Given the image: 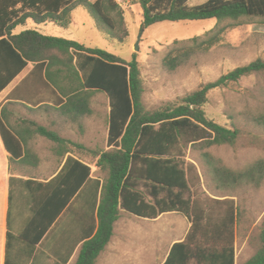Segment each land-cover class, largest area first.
I'll list each match as a JSON object with an SVG mask.
<instances>
[{
  "label": "trees",
  "instance_id": "1",
  "mask_svg": "<svg viewBox=\"0 0 264 264\" xmlns=\"http://www.w3.org/2000/svg\"><path fill=\"white\" fill-rule=\"evenodd\" d=\"M138 1L143 29L165 21L217 20L216 27L204 37L174 41L163 57V67L169 72L216 46L227 29L264 18V0H207L198 5H190L189 0ZM80 5L89 8L111 39L120 43L127 39L125 12L116 0H0V93L34 63L18 89L41 81L45 88L59 90L63 96L88 89L103 92L109 101V150L97 162L105 175L98 225L88 234L76 264H96L113 236L121 210L151 219L178 212L192 222L186 240L174 244L164 264H235L239 206L233 204L215 215L217 207L224 205L206 210L199 205L192 190L196 176L193 166L186 162L185 147L190 145L202 155L205 174L212 177L217 194L235 195L232 192L238 188L257 185L264 178V160L235 171L211 154L212 147L235 146L240 131L208 118L204 110L211 91L264 72V60L240 66L201 85L177 103L149 111L143 101L145 91L136 58L126 62L100 48L44 36L36 30L13 34L30 19L36 24L50 22L67 28L72 12ZM260 123L264 124V115ZM0 127L7 142L6 130ZM80 165L87 180L91 168ZM141 187L150 189L151 202L146 201ZM244 264H264V222L260 244Z\"/></svg>",
  "mask_w": 264,
  "mask_h": 264
},
{
  "label": "crops",
  "instance_id": "2",
  "mask_svg": "<svg viewBox=\"0 0 264 264\" xmlns=\"http://www.w3.org/2000/svg\"><path fill=\"white\" fill-rule=\"evenodd\" d=\"M57 26L30 19L13 34L36 30L55 37L48 31ZM19 27L24 28L16 33ZM33 68L30 63L0 93V124L7 136L6 142L0 130V264H76L88 234L98 225L105 175L97 162L109 148L100 151L97 146L102 128L108 139L109 101L102 106L103 93L88 89L63 96L41 81L18 89ZM79 163L91 168L87 180ZM198 189L192 188L194 199L204 210L213 205L239 206L236 195ZM139 190L151 202L150 189ZM175 213L181 214L168 212L151 219L121 210L96 264H164L174 244L184 242L192 228L181 214L186 219L183 228L177 231L172 222L166 231L162 219ZM237 234L238 222L235 264Z\"/></svg>",
  "mask_w": 264,
  "mask_h": 264
},
{
  "label": "rangeland",
  "instance_id": "3",
  "mask_svg": "<svg viewBox=\"0 0 264 264\" xmlns=\"http://www.w3.org/2000/svg\"><path fill=\"white\" fill-rule=\"evenodd\" d=\"M116 1L125 12L124 18L129 31V36L123 43L111 39L107 30L85 5L75 9L74 22L70 27L58 25L54 32L48 33L77 41L89 48H100L126 62H132L136 58L145 91L143 101L149 111H156L169 102L177 103L201 85L216 81L240 66L249 65L258 59L264 60V18H253L241 26L227 29L216 46L194 56L176 71L169 72L163 67V57L174 41L204 37L216 27L217 20L165 21L143 29L139 1ZM206 1L189 0V3L198 5ZM22 28L24 27H19L16 33ZM140 37V48L136 51ZM103 94L100 96L101 105L106 106L108 100ZM204 110L208 118L229 129L240 131L235 146H215L209 149L215 158L235 171L244 170L255 162L264 160V124L260 123L264 115V72L245 76L227 87L211 91ZM97 147L100 151L107 150L104 128ZM201 156L190 145L185 147L186 162L193 166L196 176L193 187L202 191L203 188H217L212 177L205 174L206 166ZM232 193L239 198L237 254L238 264H244L255 254L260 244L264 222V178L257 185L248 184ZM224 208L217 207L216 211ZM162 222L166 231H170L172 222L179 231L186 219L175 213L165 216ZM119 230L121 232L123 228L119 227Z\"/></svg>",
  "mask_w": 264,
  "mask_h": 264
},
{
  "label": "water",
  "instance_id": "4",
  "mask_svg": "<svg viewBox=\"0 0 264 264\" xmlns=\"http://www.w3.org/2000/svg\"><path fill=\"white\" fill-rule=\"evenodd\" d=\"M140 40H141V37L139 38V41L137 42V44H136V51H138L139 50V48H140Z\"/></svg>",
  "mask_w": 264,
  "mask_h": 264
}]
</instances>
